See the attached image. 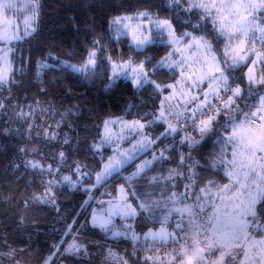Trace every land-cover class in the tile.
I'll return each mask as SVG.
<instances>
[{
  "label": "snow or ice",
  "instance_id": "snow-or-ice-1",
  "mask_svg": "<svg viewBox=\"0 0 264 264\" xmlns=\"http://www.w3.org/2000/svg\"><path fill=\"white\" fill-rule=\"evenodd\" d=\"M20 5L29 10L22 32L6 14L12 9L20 11ZM166 6L173 15L161 18L145 9L110 21L114 36L110 34L108 39L111 42L126 38L130 50L127 56L121 51L113 58L101 37L93 39L79 65L60 61L65 68L85 77L95 75L106 63L110 84L123 78L137 90L151 87L155 95L149 99L159 100V106L154 104L150 111L131 121L123 117L105 120L103 131L90 149L93 157L99 158V167L75 162L70 169L75 179L71 175L48 179L43 191L33 194L32 203L55 205L53 189L57 184L66 183L77 190L84 184L88 186L83 191L89 193L81 205L84 207L93 198V189L111 180L119 183V195L107 202L98 201L100 207L93 209L85 223L105 236L132 241L134 256L143 245L145 255L137 257L141 264H264V0H166ZM39 7V0H0V89L10 91V86L16 84L15 72H23L22 68H13L12 45L35 33L32 25L39 18ZM182 14H186L183 26L191 25L192 30L178 33L174 19ZM193 16L198 17L194 24ZM209 24L213 39L195 34L202 25ZM158 44L168 51L153 63L154 58L145 53ZM137 56L144 58L136 59ZM55 66L38 62L37 77L44 69ZM241 69H246L242 77L235 76ZM158 72L171 79L159 82L154 78ZM7 106V99L0 97V110ZM42 111L55 115L51 108ZM35 112L36 107L29 106V111L21 109L17 113L25 118L29 133L33 124L27 118ZM63 120L61 116L60 122ZM156 126H163L159 135L152 132ZM193 133H198L199 139ZM211 134L216 135L221 147L213 154L210 167H223L228 182L219 184L209 179L199 186L198 162L187 161H192V149ZM59 135L51 126L43 127L46 141H57ZM65 137L67 144L66 133ZM108 148L112 151L105 157ZM20 151L27 154L29 149L22 147ZM33 151L36 157L25 160V168L37 170L40 175H60L61 167L67 163L64 151L58 154L59 163L54 157L48 164L43 162L46 156ZM149 153L150 158H144ZM174 155H178V161H173ZM165 162L175 163L166 174L157 167ZM150 171L155 174L149 176ZM125 172L129 174L123 175ZM137 180H147L146 187L152 190L139 192L134 186ZM180 181H187L183 192L174 190ZM173 214L178 219L169 231ZM115 217L124 221L121 228L116 227ZM141 217L158 222L160 227L148 228L141 236L134 227ZM77 223L73 218L67 224L43 264H56L63 255H90L81 240V230L74 227ZM65 237H71V242ZM16 253L17 249L7 246V252H0V257L12 259ZM210 255L215 259H209ZM104 261L130 264L112 248L105 250Z\"/></svg>",
  "mask_w": 264,
  "mask_h": 264
},
{
  "label": "trees",
  "instance_id": "trees-1",
  "mask_svg": "<svg viewBox=\"0 0 264 264\" xmlns=\"http://www.w3.org/2000/svg\"><path fill=\"white\" fill-rule=\"evenodd\" d=\"M39 5L35 33L12 45L13 68H22L23 72H15L16 84L10 86V91L8 88L0 89V97L6 98L8 104L5 109L0 110V252H7V246L17 249L14 258L4 256L0 257V260L3 264H28L41 260L52 251L53 244L60 241L67 224L72 223L75 218L78 223L74 227L81 230V240L87 244L90 255H63L56 260V264L62 259H67L70 264H104L107 248L124 255L130 264H141V259L137 257H143L145 249L139 247L137 255L134 256L132 241L123 237L113 239L111 235L105 236L99 229H93L90 224L85 223L89 220L95 198L97 202L103 196H116L119 183L110 180L103 187L93 189V198L84 207L81 205L89 196V193L83 191V188L88 186L84 184L79 186V190L66 183L57 184L53 189L55 205L32 203L33 194L42 192L44 182L52 177L47 173L40 175L37 170L25 168L24 161L36 157L33 150H39L40 154L47 157L43 161L45 164L52 163L54 157L56 163H59L58 154L64 151L67 163L61 167L56 180H60L63 175L75 178V173L70 171L75 162L98 168L99 158H94L90 149L101 134L104 120L117 115L138 117L150 111L154 104L158 107L159 100L154 102L149 99L155 94L148 86L137 90L130 81L124 79L110 84V71L106 70V63L95 75L85 77L65 68L60 61L79 65L91 48L93 39L101 37L113 58H117L121 51L127 56L130 50L126 38L119 41L113 39L111 42L108 39L110 34L114 36V32H110V21L114 17L145 9L159 14L161 18L173 13L166 6V0H39ZM185 15L174 19L178 33L192 30L191 25L187 28L183 26ZM197 19L198 17L193 16L192 23H196ZM210 28V24L202 25L195 34H205L213 39L214 34L210 32ZM167 51V47L158 44L150 48L145 55H151L155 63ZM46 57L48 59L45 61ZM57 57L58 60L55 59ZM38 62L56 66L44 69L37 77ZM154 78L161 83L171 79L163 72L156 73ZM29 106L36 107L34 116L27 118L33 124L30 133L25 118L17 116L21 109L29 111ZM49 108L55 115L42 111ZM61 116H64L62 123ZM40 125L51 126L53 130L58 131L59 139L46 141L43 137V127H38ZM162 127L159 126L158 130ZM65 133L69 138L67 144L64 143ZM199 146L195 149L200 152L197 155L202 156L196 168L199 173V186L209 179L219 184L225 183L227 178L224 176L223 167H210L213 154L216 153L215 134L209 135ZM22 147L29 149L27 154L20 151ZM107 151L104 152L105 157ZM148 156H151L150 153ZM178 158V155H174L172 159L178 161ZM192 162L193 160L187 163ZM157 167L162 168L166 174L167 169L175 167V163L165 162ZM126 173L128 172L122 174ZM154 174L155 171L148 173L149 176ZM137 181L134 185L141 187L142 192L152 190L146 187L147 180ZM184 183L186 181H180L174 190L181 192ZM156 224L158 222L145 221L141 217L134 227L135 231L143 236L148 228ZM82 225L84 227H81ZM65 240L71 242V237H65Z\"/></svg>",
  "mask_w": 264,
  "mask_h": 264
},
{
  "label": "rangeland",
  "instance_id": "rangeland-1",
  "mask_svg": "<svg viewBox=\"0 0 264 264\" xmlns=\"http://www.w3.org/2000/svg\"><path fill=\"white\" fill-rule=\"evenodd\" d=\"M20 8H21V10L20 11H17V9H12L11 11H9V12H7L6 14L9 16V17H11L15 22H17L18 24H19V28H20V31L22 32L23 31V21H24V19H25V17H27L28 15H29V10H24L23 9V6L22 5H20L19 6ZM136 13V12H135ZM133 14V13H132ZM36 25H37V21H36V23L34 24V25H32V27H35L36 28ZM188 31H190V30H188ZM196 35H201V34H196ZM26 38V37H25ZM14 42H16V41H13V43ZM11 58V57H10ZM76 65V64H75ZM244 71H246V69H241V70H239V71H237V72H235L234 73V75L235 76H237V77H242V75H243V72ZM121 79H123V78H121ZM168 82V81H167ZM167 82H165V83H167ZM236 82H241V81H236ZM242 86H244L243 85V83H242ZM250 102H254V101H250ZM159 106V105H158ZM118 117H123L124 119H126V120H128V121H131V120H134V119H137L138 117H128V116H126V115H117V116H110V117H107L105 120H107V119H116V118H118ZM104 120V121H105ZM158 127L159 126H156V127H154L153 129H152V132H153V134L154 135H159V133L163 130V127H162V129L161 130H158ZM116 131H119V126H116V129H115ZM103 131V124H102V127H101V132ZM189 131L191 132V129H189ZM193 135L197 138V139H199V134L198 133H193ZM207 137H205V139H206ZM179 139V137H177V140ZM204 139V140H205ZM217 139V137H216V135H215V140ZM204 140H202L198 145H196V147L195 148H193L192 149V152H191V155L194 157L192 160L193 161H196V162H198V160L199 161H201V158H202V156L199 154V155H197L198 154V152H199V150H195L196 148H197V146H199L200 144H202L203 142H204ZM167 143V142H166ZM217 143V142H216ZM124 146L125 147H127L128 146V144H127V142H125V144H124ZM200 147V146H199ZM220 147H221V145L219 144V143H217V146H216V148H215V151H216V153L217 152H219V150H220ZM108 151L106 152L107 153V155H106V157L109 155V154H111V148H108L107 149ZM185 151H187V148L185 147ZM200 153V152H199ZM150 155H151V153H150ZM144 158H150V156H147V157H144ZM175 158H177V157H175ZM139 162V161H138ZM188 162V161H187ZM223 172H224V169H223ZM127 174H129V173H126L125 175H127ZM75 176H76V174H75ZM52 178H54V179H56V177H52ZM51 178V179H52ZM75 179V178H74ZM94 182V181H93ZM187 182V181H186ZM228 182V180L225 182V183H227ZM137 183H138V181H137ZM224 184V183H223ZM135 187H136V189L139 191V190H141V191H139V192H142V188L141 187H138L137 185H134ZM118 188H119V186H118ZM184 191V189L181 191V192H183ZM119 195V193H118V191H117V194H116V196H103V197H101V198H99L98 199V201H105V202H107V201H109V200H111V199H113L114 197H117ZM131 198V197H130ZM96 200H97V198H95V202H96ZM98 201L95 203H93V205H92V207H91V212H90V217H91V214H92V212H93V209H98L99 207H100V205L98 204ZM104 207H107V204L105 203V205H104ZM90 217H89V220H90ZM159 217H160V213H157V219H159ZM177 219H178V216H176V214H173V217L170 219V221H169V231H171L174 227H175V223H176V221H177ZM119 221H121V223L119 222ZM129 222H131V221H129ZM114 223H115V225H116V227L117 228H121L122 227V225H123V223H124V221H122L119 217H115L114 218ZM160 227V224L158 223V224H156V225H154V226H151L150 228H156V229H158ZM171 247H172V245H170ZM170 247V248H171ZM170 248H169V250H170ZM215 255H218V253H216ZM215 255H210L209 256V259H215ZM48 255H46L44 258H42L41 260H38V261H36V262H34V263H28V264H43V260L47 257ZM19 264H25V263H19ZM59 264H70L68 261H67V259H62L60 262H59ZM104 264H106V263H104Z\"/></svg>",
  "mask_w": 264,
  "mask_h": 264
},
{
  "label": "built area",
  "instance_id": "built-area-1",
  "mask_svg": "<svg viewBox=\"0 0 264 264\" xmlns=\"http://www.w3.org/2000/svg\"><path fill=\"white\" fill-rule=\"evenodd\" d=\"M141 248H143V245L140 246ZM144 249V248H143Z\"/></svg>",
  "mask_w": 264,
  "mask_h": 264
}]
</instances>
